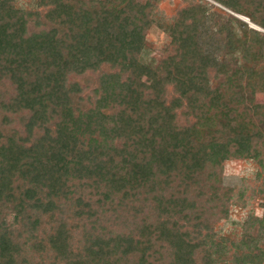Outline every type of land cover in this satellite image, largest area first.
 <instances>
[{
	"label": "trees",
	"instance_id": "1",
	"mask_svg": "<svg viewBox=\"0 0 264 264\" xmlns=\"http://www.w3.org/2000/svg\"><path fill=\"white\" fill-rule=\"evenodd\" d=\"M163 1L0 0V264H264V33ZM210 1L264 31V0Z\"/></svg>",
	"mask_w": 264,
	"mask_h": 264
},
{
	"label": "rangeland",
	"instance_id": "2",
	"mask_svg": "<svg viewBox=\"0 0 264 264\" xmlns=\"http://www.w3.org/2000/svg\"><path fill=\"white\" fill-rule=\"evenodd\" d=\"M140 1L142 3H145L147 0H140ZM179 1L180 0H164L160 4V13L158 15L159 23L163 24L172 17L171 13L174 9H176ZM205 1L208 2L211 5V7H213V11L218 9L219 11H222L224 15L225 13L227 15H232L243 22H245L244 20H248L244 17L237 16L225 10L223 7H221L220 5H218L213 1L210 0H205ZM245 23L248 24L250 28H253V26L250 25L251 22L250 23L245 22ZM255 30L264 33V31L258 27ZM167 44L168 41L166 39L165 34L157 27L152 29L147 39L146 50L143 52L141 57L142 62L147 66L154 67L160 60V57L162 56L164 49L167 47ZM142 78L145 82L150 83L153 79V76L150 73H145V75H143ZM257 167H258L257 164L252 161L238 160L227 163L225 167L224 185L227 187L236 188V187H241L245 180L246 181L254 180L256 173L258 171ZM250 213L255 214L257 217L263 216L262 201L259 198L257 200L253 199L247 209H243L236 206L233 207L231 210V218L228 222L222 224L221 226L222 229L224 231H229L235 223L236 224L243 223Z\"/></svg>",
	"mask_w": 264,
	"mask_h": 264
},
{
	"label": "water",
	"instance_id": "3",
	"mask_svg": "<svg viewBox=\"0 0 264 264\" xmlns=\"http://www.w3.org/2000/svg\"><path fill=\"white\" fill-rule=\"evenodd\" d=\"M245 22H247V23H250V21L249 20H244ZM250 25H252L251 23H250ZM252 26H254V25H252ZM255 27V29L257 28L256 26H254Z\"/></svg>",
	"mask_w": 264,
	"mask_h": 264
},
{
	"label": "bare ground",
	"instance_id": "4",
	"mask_svg": "<svg viewBox=\"0 0 264 264\" xmlns=\"http://www.w3.org/2000/svg\"><path fill=\"white\" fill-rule=\"evenodd\" d=\"M252 26V25H251ZM253 28H255L254 26H253Z\"/></svg>",
	"mask_w": 264,
	"mask_h": 264
}]
</instances>
